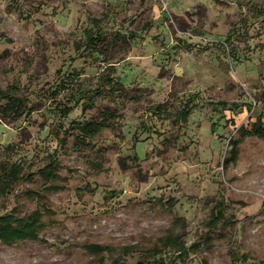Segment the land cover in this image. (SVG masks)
Listing matches in <instances>:
<instances>
[{
    "label": "rangeland",
    "instance_id": "374dc122",
    "mask_svg": "<svg viewBox=\"0 0 264 264\" xmlns=\"http://www.w3.org/2000/svg\"><path fill=\"white\" fill-rule=\"evenodd\" d=\"M0 88V215L43 211L0 264H264V0H0Z\"/></svg>",
    "mask_w": 264,
    "mask_h": 264
},
{
    "label": "trees",
    "instance_id": "16d2710c",
    "mask_svg": "<svg viewBox=\"0 0 264 264\" xmlns=\"http://www.w3.org/2000/svg\"><path fill=\"white\" fill-rule=\"evenodd\" d=\"M95 37L87 33L86 42L88 45L94 47L95 46ZM115 81L109 78L108 84H113ZM116 83V82H115ZM90 102L87 106L91 107V100L101 94L99 89H93L89 91ZM0 97L4 100L3 105L0 108V114L6 118L17 119L22 116L25 111V105L19 97H16L11 94L10 90H3L0 88ZM91 97V98H90ZM196 103L194 99H189L187 103L179 109L176 114L177 118L181 121L185 122L194 109ZM71 106H63L61 108V113L63 115L68 114L71 111ZM154 109H158L157 112H165V110L160 107V105L155 106ZM104 125V121L100 122H85L79 125V130L82 134L92 135L96 131L100 130ZM242 134H256L264 138V124H262L260 118H258L255 122H252L251 129L244 131L242 127ZM41 173V176L45 178L46 181L56 177V171L54 164L49 162L45 167L38 170ZM22 176V169L18 163H3L0 162V194H6L11 189L12 185L17 182ZM47 189H51V185L46 187ZM34 193V192H33ZM40 196V195H39ZM43 211L39 208H36L30 211L27 214L22 216H17L14 211H10L8 213H4L0 215V242L6 244H12L16 241L20 240H35L38 237L39 230L42 228V217ZM214 217H217V215ZM169 238V237H168ZM179 236L174 237L173 245L176 246L179 243ZM86 248L91 252H101L105 249L103 246L98 244H88ZM111 264H116V261L113 260ZM150 264H166L160 259H153Z\"/></svg>",
    "mask_w": 264,
    "mask_h": 264
}]
</instances>
